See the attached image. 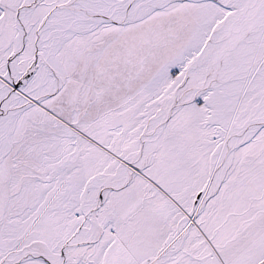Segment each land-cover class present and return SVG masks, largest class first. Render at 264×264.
Listing matches in <instances>:
<instances>
[{"label":"snow or ice","instance_id":"obj_1","mask_svg":"<svg viewBox=\"0 0 264 264\" xmlns=\"http://www.w3.org/2000/svg\"><path fill=\"white\" fill-rule=\"evenodd\" d=\"M0 264H264V0H0Z\"/></svg>","mask_w":264,"mask_h":264}]
</instances>
